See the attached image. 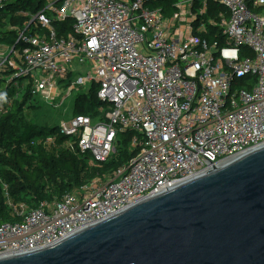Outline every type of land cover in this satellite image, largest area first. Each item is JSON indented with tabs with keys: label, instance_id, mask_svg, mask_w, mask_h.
<instances>
[{
	"label": "built area",
	"instance_id": "2783aa9c",
	"mask_svg": "<svg viewBox=\"0 0 264 264\" xmlns=\"http://www.w3.org/2000/svg\"><path fill=\"white\" fill-rule=\"evenodd\" d=\"M208 1L180 0L169 17L150 0L50 1L29 21L34 34L19 33L20 50L0 45V70L15 69L14 79L44 101L70 75L69 89L99 86L106 121L76 116L58 126L69 151L104 163L117 133L140 135L136 157L104 184L35 209L5 193L20 221L0 225V257L53 245L264 145V0H217L227 14L221 45L199 36L203 23L195 26ZM67 20L70 32L58 36L53 23ZM243 78L254 81L237 83Z\"/></svg>",
	"mask_w": 264,
	"mask_h": 264
},
{
	"label": "water",
	"instance_id": "95a60500",
	"mask_svg": "<svg viewBox=\"0 0 264 264\" xmlns=\"http://www.w3.org/2000/svg\"><path fill=\"white\" fill-rule=\"evenodd\" d=\"M0 264H264V145Z\"/></svg>",
	"mask_w": 264,
	"mask_h": 264
},
{
	"label": "trees",
	"instance_id": "16d2710c",
	"mask_svg": "<svg viewBox=\"0 0 264 264\" xmlns=\"http://www.w3.org/2000/svg\"><path fill=\"white\" fill-rule=\"evenodd\" d=\"M44 1L15 0L4 4L0 8V45L20 50L18 35L24 31L27 35L34 34V24L29 25V21L43 10ZM179 1L150 0L148 5L159 8L169 17L177 12ZM220 16L227 18L226 10L217 0L208 1L205 13L198 16L195 26L203 23L205 32L199 36L210 43L219 40L221 45ZM72 23L67 20L55 22L53 26L58 36H64L70 32ZM15 73L10 66L0 70V225L20 221L11 213L5 193L13 204H26L33 209L42 202L52 204L64 195H76L95 180L101 184L108 182L113 173L127 168L139 151L132 146V141L140 135L132 132L117 133L115 152L104 163H91L88 154L69 151L67 137L60 133L59 127L46 129L52 122L51 113L39 112L31 119L26 117L24 112L31 110L30 102L43 99L31 94V84H24L23 78L14 79ZM73 80L74 76L70 75L58 82L59 87L67 89ZM84 88L73 100L72 117L84 116L92 123L106 121L109 105L98 99L99 86L92 83Z\"/></svg>",
	"mask_w": 264,
	"mask_h": 264
},
{
	"label": "rangeland",
	"instance_id": "374dc122",
	"mask_svg": "<svg viewBox=\"0 0 264 264\" xmlns=\"http://www.w3.org/2000/svg\"><path fill=\"white\" fill-rule=\"evenodd\" d=\"M51 0H45L43 2L42 8H47L48 5L50 4ZM49 77V76H48ZM247 79H238L237 83L243 81V83L246 82ZM71 85V84H70ZM80 88H73V89H62L60 87V93L55 96V100H50V101H43L40 99H33L30 102V109L31 110H26L24 114L26 115L27 118H32L34 113H39L41 114H48L51 113L52 115V122H50V125L46 127V129L53 128V127H58L60 126L63 122H67L71 119L72 117V104L74 98L77 96L78 93L84 91L86 88L81 89ZM54 106V107H53ZM54 109H56L54 111Z\"/></svg>",
	"mask_w": 264,
	"mask_h": 264
}]
</instances>
